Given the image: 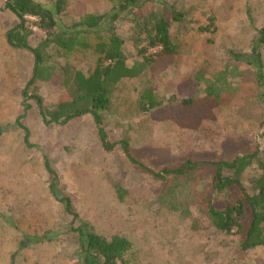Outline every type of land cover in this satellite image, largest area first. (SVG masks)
I'll use <instances>...</instances> for the list:
<instances>
[{
	"label": "rangeland",
	"instance_id": "rangeland-1",
	"mask_svg": "<svg viewBox=\"0 0 264 264\" xmlns=\"http://www.w3.org/2000/svg\"><path fill=\"white\" fill-rule=\"evenodd\" d=\"M166 1L183 14L172 23L179 45L175 56H157L160 48L140 52L148 41L144 34L139 40L134 16L149 21L171 17L158 2L111 25L124 39L128 65L145 63L138 77L119 82L110 109L102 113L110 140H128L134 163L121 143L112 151L103 148L89 115L65 125L44 123L34 95L45 107H55L64 91L65 69L89 73L98 56L93 49H76L67 60L55 57L52 79L28 87L34 57L8 45L6 32L17 18L0 0V264H76L72 216L52 194V183L98 233L131 241L123 264H264V246L242 251L238 235L218 231L196 195L192 198L210 190L213 163L264 149V92L253 67L228 53L251 56L264 26V0ZM111 8L112 0H67L59 21L71 26L86 13ZM30 27L29 42L35 47L44 33ZM261 54L264 73V45ZM144 56L154 58L150 62ZM149 87L164 99L173 94L201 98L191 107L143 114L137 99ZM209 92L221 102L206 104L202 96ZM187 161L200 163L194 181L164 183L152 173L178 169Z\"/></svg>",
	"mask_w": 264,
	"mask_h": 264
},
{
	"label": "trees",
	"instance_id": "trees-1",
	"mask_svg": "<svg viewBox=\"0 0 264 264\" xmlns=\"http://www.w3.org/2000/svg\"><path fill=\"white\" fill-rule=\"evenodd\" d=\"M67 0H5V7L17 18V23L7 29L6 40L12 49L29 50L33 54L32 75L27 86L37 81H49L53 77L55 57L68 59L76 49H93L98 56L96 66L89 73L73 68H66L63 78V93L55 107H45L42 97L34 95L42 119L46 125H65L70 121L91 116L97 126L98 135L106 151H112L119 143L130 157L129 141H111L104 127L103 112L111 106L113 92L119 82L127 78L138 77L145 68V63L129 66L124 52V39L111 25L122 18L132 15L148 2H158L171 11V17L161 16L149 21L135 18V25L140 29L138 38L148 41L141 46L140 52L150 48H160L157 56L172 57L177 55L179 45L172 37V23L183 19V14L176 13L166 0H112L109 12H89L84 14L71 26L59 21ZM28 16L37 21L32 23ZM30 24H34L44 33V37L33 47L29 38L33 34ZM212 25V23L210 24ZM144 32V33H143ZM145 35L144 38L140 36ZM96 42L92 43V38ZM139 41V42H140ZM264 45V26L259 30L258 39L253 44L251 56L236 51H229L235 62L247 63L256 71L258 87L264 92V73L262 65V47ZM252 57V58H251ZM153 60L154 56H144ZM149 62V61H147ZM68 65V64H67ZM196 81V82H195ZM196 92L200 82L195 80ZM201 96H181L173 94L168 99L160 97L156 91L145 88L138 96L137 107L143 114H153L168 106L191 107L197 104ZM206 104L220 103L219 97L209 92L202 96ZM131 158V157H130ZM136 163V161L131 158ZM138 162V161H137ZM200 163L185 162L178 169H165L152 172L164 181L179 180L188 183L196 180V169ZM216 171L211 179V188L203 194L196 195L201 210L211 224L220 232H235L240 240L239 247L248 251L264 246V149L257 147L254 151L238 155L232 160L213 163ZM145 168V166L141 165ZM49 168V167H48ZM50 169V168H49ZM250 184V188L246 185ZM52 194L63 203L65 211L72 216L70 231L78 237L76 264H123L125 256L131 249V241L122 235L110 238L98 233L95 228L73 208L69 196H59L56 183L51 184ZM168 193H176L169 189ZM52 240L51 237H46Z\"/></svg>",
	"mask_w": 264,
	"mask_h": 264
}]
</instances>
